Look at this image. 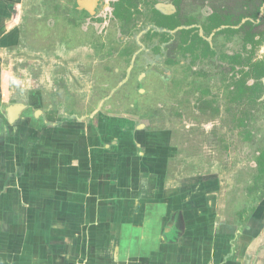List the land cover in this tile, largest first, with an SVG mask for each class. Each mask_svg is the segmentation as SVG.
Returning a JSON list of instances; mask_svg holds the SVG:
<instances>
[{
	"label": "crops",
	"instance_id": "1",
	"mask_svg": "<svg viewBox=\"0 0 264 264\" xmlns=\"http://www.w3.org/2000/svg\"><path fill=\"white\" fill-rule=\"evenodd\" d=\"M23 2L0 0V264H264V202L242 226L211 174L166 193L168 130L43 109L40 89L10 100Z\"/></svg>",
	"mask_w": 264,
	"mask_h": 264
},
{
	"label": "rangeland",
	"instance_id": "2",
	"mask_svg": "<svg viewBox=\"0 0 264 264\" xmlns=\"http://www.w3.org/2000/svg\"><path fill=\"white\" fill-rule=\"evenodd\" d=\"M76 1L24 0L20 14L31 38L24 36L20 48L5 53L10 100L26 101L32 88L40 89L43 103L49 100L43 109L51 103L60 107L62 98L67 115H124L149 131L168 130L176 155L169 160L166 193L182 192L202 173L211 174L234 223L238 212L252 204L245 188L252 184L255 157L264 148V75L255 78L249 67L264 62V5L256 15L258 0H128L121 11L125 8L130 16L123 13L126 19L120 22L103 0L96 16L73 21L68 12ZM153 10L174 13L176 24L192 23L193 32L201 35L203 21L219 12L228 20L227 29L252 23L253 38L260 43L245 49L248 34L243 31L226 34L229 38L207 35L203 39L212 45L214 57L195 64L190 57H176L180 67L194 66L196 79L182 80L178 67L156 72L151 64L162 60L161 43L144 38L162 30L153 23ZM216 29L212 35L225 28ZM224 54L238 56L240 64L235 58L223 60ZM51 83L58 92L50 90ZM258 83L263 92L256 89ZM236 86L254 91L239 96ZM230 90L239 101L230 100Z\"/></svg>",
	"mask_w": 264,
	"mask_h": 264
},
{
	"label": "trees",
	"instance_id": "3",
	"mask_svg": "<svg viewBox=\"0 0 264 264\" xmlns=\"http://www.w3.org/2000/svg\"><path fill=\"white\" fill-rule=\"evenodd\" d=\"M252 1V0H251ZM254 1V0H253ZM128 2V0H117L114 3H111L113 10V16L115 17L116 20H119L120 22L124 21L126 18H124L123 13L126 12V14L128 15V17L130 16V13L125 10L121 11L122 6L124 5L123 3ZM264 5V0H258V5H257V12L256 15H258V13H260V8ZM152 9V7H151ZM80 13V16H77V13ZM154 14H159V12L157 10H153ZM68 15L71 17V19H73V21H76L77 19H80L81 17H85L87 16L86 12L81 11L77 9V7L75 6V3H73L72 8L70 9V11L68 12ZM165 18V17H164ZM170 18H174V17H170ZM264 18V16H263ZM169 19V18H168ZM81 20V19H80ZM209 20L211 22H214L215 25L214 27H220L221 25H229L228 20L226 17H221V16H217L216 14H214L213 16H211L209 18ZM163 27H167L170 30L174 29V25H169V24H165L164 22L162 23H158V26H162ZM255 28L253 26L252 23L247 22L245 23L242 27H240L238 30H233V29H226L223 30L219 33H226L228 35H235V34H241L243 32H247L248 37L247 38H243V47L245 49H247L248 46L255 48L257 43L254 37L255 32L253 31ZM218 33V34H219ZM166 40V39H165ZM191 41L192 42V46L194 47V49H190L189 47L187 48H182V46H180V48L178 49L179 52L181 53V55H184L185 53H190L191 54V58L193 59V62H197V61H202L204 59H209L210 58V54H211V58L214 57L216 55L215 52H213L214 50L211 48V46H209V44L204 41V39L202 38H185L184 43L186 44L187 41ZM228 55H222V59L223 60H232L233 58L237 59L234 62H237L240 64V60L238 56H235L231 59ZM171 65V64H169ZM230 65L232 66V61L230 62ZM247 66V65H245ZM233 67V66H232ZM249 67H251V69H254L252 72V75L255 78H259L262 77L264 75V62H259L256 63L255 65H250ZM234 68H230L229 71H232ZM202 76H206V75H202ZM243 86H245L244 83H242ZM231 88V87H230ZM256 89L258 91L263 92V87L261 85V83H258L256 85ZM236 92L239 96H243L244 94L250 92V91H254L251 88H239L236 86ZM236 94V96L238 97V95ZM231 99H233V102H237L239 101L237 98L234 99L235 95L233 94V90H230V95ZM255 162H256V173L252 178V184H250L249 186H246V193L248 194L247 196L250 198L249 202H252V204L250 205V207H248L245 210H241L238 212V222L239 224H241L242 226L245 225L247 223L248 218L250 217V215H252L257 206L264 200V148L260 149L258 151V155L255 157ZM248 202V203H249Z\"/></svg>",
	"mask_w": 264,
	"mask_h": 264
},
{
	"label": "flooded vegetation",
	"instance_id": "4",
	"mask_svg": "<svg viewBox=\"0 0 264 264\" xmlns=\"http://www.w3.org/2000/svg\"><path fill=\"white\" fill-rule=\"evenodd\" d=\"M198 1H203V0H198ZM214 13L220 14L219 12H214ZM214 13L212 14V16L214 15ZM152 16H153V23H155L157 25L156 27L158 29H162V30H161V32L154 31L151 34L148 33L144 36V38H149V39L150 38L151 39L157 38V39H159V42L157 41V43H161L163 51H162V60L159 61L160 63L157 64L156 66L151 64V67H152V69H155L156 72H157V70L158 71H164L165 70L166 74H167V71L168 72L170 71V69L168 67H171V68L172 67H178L179 69L183 70L182 75H181L183 78L182 80H187V79H191V78L196 79V77L198 76V72L193 70L194 66H192V67H185V66L180 67L181 62L179 61V59L176 58V57L181 55V53L178 50L180 48V46H182V48L189 47L190 49H194L191 41L188 40L186 44L184 43L185 38H202L203 39V38H207V35L212 36V38H219V37H223V36L228 37L226 35V33H219L223 30H226L227 25H221L220 27H217V29L218 28H225V29L218 30L219 34L217 33L215 35L214 34L212 35V32L216 28L214 27L215 23L211 22L209 20L210 17L206 18L203 21V23L201 24V25H203L202 29L205 32V35H201V34H198L197 32L196 33L193 32V30H192L193 24L192 23H190L188 26L186 23H183V22L176 24V23H178V21L175 20L177 18V16L174 13H167L166 14L165 12L159 11V14L153 13ZM170 17H174V18H170ZM221 17H224V16L221 15ZM200 20H201V18H200ZM200 20L199 19L198 20L192 19V22L200 24ZM159 22L160 23L164 22L165 24L174 25V29L170 30L166 26L163 27V25L160 27V26H158ZM244 24L245 23H243V25ZM238 29H235V30H238ZM170 31H175L176 32L175 35H171L169 33ZM229 36H233V35H229ZM208 44H209V42H208ZM209 46H211V48L213 49L211 44H209ZM160 49H161V47H160ZM156 53H158V51H156ZM181 56L191 58L190 53H185L184 55H181ZM209 56L211 57V54ZM195 63H196V61L193 62V59H192V64H195ZM169 64H171V65H169ZM168 75H170V74H168ZM166 79H167V81L171 80V78H169L168 76L166 77Z\"/></svg>",
	"mask_w": 264,
	"mask_h": 264
},
{
	"label": "water",
	"instance_id": "5",
	"mask_svg": "<svg viewBox=\"0 0 264 264\" xmlns=\"http://www.w3.org/2000/svg\"><path fill=\"white\" fill-rule=\"evenodd\" d=\"M75 6L92 17L97 15L103 3L102 0H77Z\"/></svg>",
	"mask_w": 264,
	"mask_h": 264
}]
</instances>
